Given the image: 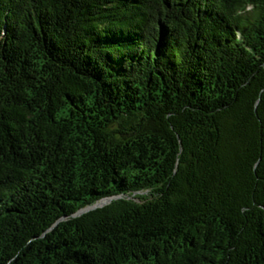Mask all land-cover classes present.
Instances as JSON below:
<instances>
[{"label":"trees","instance_id":"obj_1","mask_svg":"<svg viewBox=\"0 0 264 264\" xmlns=\"http://www.w3.org/2000/svg\"><path fill=\"white\" fill-rule=\"evenodd\" d=\"M0 264H264V0H0Z\"/></svg>","mask_w":264,"mask_h":264},{"label":"water","instance_id":"obj_2","mask_svg":"<svg viewBox=\"0 0 264 264\" xmlns=\"http://www.w3.org/2000/svg\"><path fill=\"white\" fill-rule=\"evenodd\" d=\"M113 198V196H106V197H103V198H101V199H99L98 201H96V202H94L93 204H91V205H89V206H87V207H95V206H97V205H102V204H104V203H106V202H108V201H110L111 199Z\"/></svg>","mask_w":264,"mask_h":264},{"label":"rangeland","instance_id":"obj_3","mask_svg":"<svg viewBox=\"0 0 264 264\" xmlns=\"http://www.w3.org/2000/svg\"><path fill=\"white\" fill-rule=\"evenodd\" d=\"M95 207H96V206H95ZM87 209H90V207H85V208L81 209V210L79 211V213H80V212H83V211H86Z\"/></svg>","mask_w":264,"mask_h":264}]
</instances>
